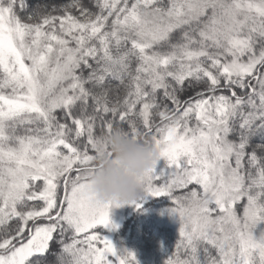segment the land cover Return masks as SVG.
I'll use <instances>...</instances> for the list:
<instances>
[{
    "label": "snow or ice",
    "instance_id": "obj_1",
    "mask_svg": "<svg viewBox=\"0 0 264 264\" xmlns=\"http://www.w3.org/2000/svg\"><path fill=\"white\" fill-rule=\"evenodd\" d=\"M117 129L164 264H264V0H0V264H137L88 180Z\"/></svg>",
    "mask_w": 264,
    "mask_h": 264
},
{
    "label": "clouds",
    "instance_id": "obj_2",
    "mask_svg": "<svg viewBox=\"0 0 264 264\" xmlns=\"http://www.w3.org/2000/svg\"><path fill=\"white\" fill-rule=\"evenodd\" d=\"M106 140L110 156L97 157L96 170L88 177L91 191L100 202L130 205L140 193L139 179L156 160L157 150L151 142L132 139L119 129Z\"/></svg>",
    "mask_w": 264,
    "mask_h": 264
},
{
    "label": "trees",
    "instance_id": "obj_3",
    "mask_svg": "<svg viewBox=\"0 0 264 264\" xmlns=\"http://www.w3.org/2000/svg\"><path fill=\"white\" fill-rule=\"evenodd\" d=\"M170 206V202L163 197H147L144 199L141 208L137 209L134 207L133 210H135L136 213L132 218L133 220L128 222V224H122L114 232V242L117 244L116 246H119L120 249L118 247L116 248L118 250H127L134 253L137 264H164L167 254L172 250L178 228L177 218L173 215H170L167 211ZM148 215H150L152 218L157 217V221L153 222V219L147 220ZM164 218L173 222V227L168 224H160L161 222H158V220ZM154 223L158 225L157 228ZM143 227L146 230L145 236L142 235ZM257 229H264V224L258 225ZM257 229L255 230V234L258 235L259 231ZM136 231H138V236L141 242L140 240L138 241V237H136ZM102 232L105 231L102 230ZM134 236L136 238L133 240H137L138 242L134 241L133 244H125L126 241H130L131 238H134ZM125 247L127 248L125 249ZM54 259V256L50 257V260ZM143 259L146 262L144 261V263H141L140 260Z\"/></svg>",
    "mask_w": 264,
    "mask_h": 264
},
{
    "label": "rangeland",
    "instance_id": "obj_4",
    "mask_svg": "<svg viewBox=\"0 0 264 264\" xmlns=\"http://www.w3.org/2000/svg\"><path fill=\"white\" fill-rule=\"evenodd\" d=\"M147 197H145L144 199H146ZM143 199V200H144ZM134 207H135V205H122V206H120V207H113V208H111L110 209V219H111V221H112V223H114L115 225H117L118 227L115 229V230H111V231H109V230H107V229H103L105 232H102V234L104 235V236H106L108 239H110L112 242H113V244H114V246L115 247H118L119 248V246H116L117 244L114 242V239H113V234H114V232L123 224H128V222H131L133 219V217H134V215H135V210H133L134 209ZM129 208V209H128ZM125 210V211H124ZM124 212V213H123ZM145 218H147V217H145ZM131 219V220H130ZM148 219H153V222H156L157 220L156 219H158L157 217L156 218H152L150 215H148V218H147V220ZM128 220V221H127ZM158 222H161L160 224H163V223H165V224H168V225H170V226H172L173 227V222H171V221H169L168 219H166V218H164V219H160V220H158ZM154 225H156L155 223H154ZM143 226V225H142ZM158 227V225H156V228ZM258 231H260L259 229H257ZM137 232V233H136ZM135 233H136V237H138V241L140 240V238H139V234H138V231H136ZM145 233H146V230L144 229V227H143V229H142V235L143 236H145ZM133 237V236H132ZM135 236H134V238H131V240L130 241H126V243L125 244H133L134 243V241H136V242H138L137 240H133V239H135L136 238ZM129 238V237H128ZM140 242H141V240H140ZM137 247V246H136ZM135 247V248H136ZM127 247H125V249H126ZM120 249V248H119ZM138 253V252H137ZM136 255H138V254H136ZM141 261V263H144V259L143 260H140ZM146 262V261H145Z\"/></svg>",
    "mask_w": 264,
    "mask_h": 264
}]
</instances>
